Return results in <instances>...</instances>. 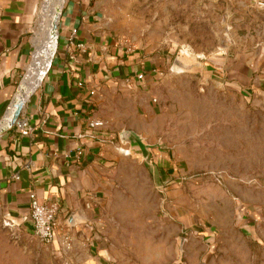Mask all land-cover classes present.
Instances as JSON below:
<instances>
[{
	"label": "crops",
	"instance_id": "0c3cea01",
	"mask_svg": "<svg viewBox=\"0 0 264 264\" xmlns=\"http://www.w3.org/2000/svg\"><path fill=\"white\" fill-rule=\"evenodd\" d=\"M41 2L0 0V216L6 224L32 227L30 194L41 203H55L59 228L51 245L76 250L73 255L83 263H102L116 245L121 211L126 223H140L147 232L150 205L163 202L165 193H178L188 170L180 160L185 137L180 125L166 126L168 116L157 103L164 67L154 58L157 54L149 56L152 52L119 30L111 13L116 0H62L57 5L56 52L19 116L30 134L21 135L16 125L7 127V114L23 90L20 80L48 40L51 9H44L47 27L42 34L37 30ZM219 57L206 63L209 69L250 86L254 98L264 102V75L227 66ZM95 120L103 124L90 127ZM122 130L134 131L153 146L151 166L120 141ZM238 208L233 222L244 231L249 222ZM179 210L168 217L177 232H192L194 216ZM156 214L157 221L168 218ZM66 231L69 248L63 245Z\"/></svg>",
	"mask_w": 264,
	"mask_h": 264
},
{
	"label": "rangeland",
	"instance_id": "374dc122",
	"mask_svg": "<svg viewBox=\"0 0 264 264\" xmlns=\"http://www.w3.org/2000/svg\"><path fill=\"white\" fill-rule=\"evenodd\" d=\"M58 2L42 0L40 34L47 27L44 9L52 13ZM111 13L119 30L164 67L157 103L169 129L180 125V160L189 171L178 193L150 205L147 232L126 223L121 211L109 257L89 264H264V102L250 86L206 65L220 56L227 66L264 75L262 10L241 0H116ZM235 205L247 230L234 225ZM177 209L194 216L192 232H177L168 217ZM156 213L168 218L157 221ZM76 252L42 244L32 227L0 216V264H88Z\"/></svg>",
	"mask_w": 264,
	"mask_h": 264
},
{
	"label": "built area",
	"instance_id": "2783aa9c",
	"mask_svg": "<svg viewBox=\"0 0 264 264\" xmlns=\"http://www.w3.org/2000/svg\"><path fill=\"white\" fill-rule=\"evenodd\" d=\"M61 1L62 0H60V2H58V4H60ZM253 1L255 2V4L259 8H264V1L263 0H253ZM52 36L54 39V48L52 50V55L50 56V59L47 63L45 73L48 71V69L50 67L51 59L53 58V55L55 54L56 48H57L58 33L56 31H54ZM34 55H35V53H34ZM34 55L32 58V62L34 59ZM32 62L30 64H32ZM28 72H29V68H28ZM25 77L23 76V78H25ZM139 78H141V75L139 76ZM20 82H21V80H20ZM37 85L35 86V88L37 87ZM21 87H22V83L20 85V88ZM102 124H103L102 121H99V120H95V121H92L89 123L90 127H92V128L99 127ZM15 125L17 127L18 132L21 135L30 134L31 128H30V126L26 120H19L18 119L16 121ZM29 207H30L31 225H32V229H33L35 236L37 237V239L42 244H45V245L51 244L53 242L55 233H56L57 229L59 228V224L57 223V219H56L57 218L56 217V214H57L56 204L55 203H41L38 201L35 194H30ZM63 245L66 248L70 247V238H69L68 231L63 233Z\"/></svg>",
	"mask_w": 264,
	"mask_h": 264
},
{
	"label": "bare ground",
	"instance_id": "6f19581e",
	"mask_svg": "<svg viewBox=\"0 0 264 264\" xmlns=\"http://www.w3.org/2000/svg\"><path fill=\"white\" fill-rule=\"evenodd\" d=\"M51 18V19H50ZM55 18H56V10L53 7V12L49 17V21L48 24L50 23V28H49V36H48V40L46 41V45H43V48L41 50V52L38 54V56L35 57V60L33 61V65H32V73L28 76L27 81L24 83L25 87H23V90L21 92V94L16 95L15 101L13 102V104L11 105V108L7 114L6 117V121L9 120L11 118V115L14 111V104L15 102H17V100H19L21 97L22 98H26V96L33 90V88L37 85V83L40 80V76H42L43 72H44V68L45 65H47L51 53H52V45L51 43L54 42L53 39V32L56 31L54 29V22H55ZM54 48V46H53Z\"/></svg>",
	"mask_w": 264,
	"mask_h": 264
},
{
	"label": "water",
	"instance_id": "95a60500",
	"mask_svg": "<svg viewBox=\"0 0 264 264\" xmlns=\"http://www.w3.org/2000/svg\"><path fill=\"white\" fill-rule=\"evenodd\" d=\"M24 103L25 99L22 97L17 100V102H15L14 111L11 115V118L7 120V122H5V125L7 127H12L16 124V121L19 119L20 112ZM119 139L123 143H128L131 149L139 151L145 163L151 166V153L149 149L153 147L152 145L146 143V141L140 135L136 134L132 130H122L119 133Z\"/></svg>",
	"mask_w": 264,
	"mask_h": 264
}]
</instances>
